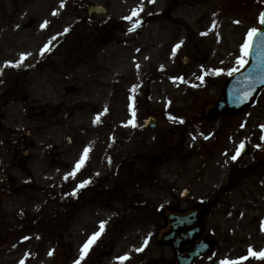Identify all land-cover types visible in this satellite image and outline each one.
Returning <instances> with one entry per match:
<instances>
[{
	"label": "rangeland",
	"instance_id": "obj_1",
	"mask_svg": "<svg viewBox=\"0 0 264 264\" xmlns=\"http://www.w3.org/2000/svg\"><path fill=\"white\" fill-rule=\"evenodd\" d=\"M83 1L0 0V87L7 82L6 89L18 73L25 91L0 121V164L9 165L19 183L16 197L0 203V264H121L125 256L123 264L154 263L163 252L154 240L160 211L185 207L179 199L183 190L208 207V228L234 256L229 259L249 249L264 251V166L256 161L264 158V92L237 118L200 123L203 106L245 61L248 32L260 28L264 0H178L175 14L170 3L164 9L165 0H109L111 22L141 10L153 15L148 20L156 23V34L152 45L146 37L132 43L143 42L137 59V50L124 49L120 34L122 45L103 48L99 68L78 61L79 54L67 58L62 44L70 28L82 37L91 33ZM169 16L180 33L175 59L161 58L160 45L167 41L161 29ZM21 55L27 58L20 67H4L19 63ZM183 56L189 58L186 67ZM147 115L157 121L153 132L141 128ZM28 133L30 160L22 164L21 157L15 169L10 143ZM241 144L248 156L233 161ZM234 167L251 170L235 180ZM75 169L80 174L73 178ZM77 181L85 186L74 200L66 191ZM97 232L82 257L81 249ZM245 264L264 259L251 257Z\"/></svg>",
	"mask_w": 264,
	"mask_h": 264
},
{
	"label": "flooded vegetation",
	"instance_id": "obj_2",
	"mask_svg": "<svg viewBox=\"0 0 264 264\" xmlns=\"http://www.w3.org/2000/svg\"><path fill=\"white\" fill-rule=\"evenodd\" d=\"M166 2L168 3L169 0H166ZM88 3L89 0H84L83 2H81V5L83 7L85 4ZM172 5L173 6L171 12L172 14H175L179 10V7L177 6L178 0H172ZM164 8H166V6ZM147 19L148 18H146V20ZM167 23L170 25L173 24L174 21H171V19L169 18ZM154 24L156 23L151 21H138L134 23L132 21H129L125 23L123 27L122 26L114 27V25H112L110 22L106 25H104L103 23L99 24V22H95L92 27L96 36L102 39L103 45L107 44L108 47L120 46L116 40V35L120 34L122 32L121 30H123V33L126 35V44H124V48L125 50H128L127 51L128 53L137 50V52L133 54V57L137 59L138 54L142 52V48L140 47V44H143V42L141 43L137 42L135 44H139V45H135V46H132V43L134 41H138V39H142V37H146L148 38L146 43H150L152 45L151 36L154 37V35L156 34L153 32L156 26ZM134 25H135V30L130 32L129 29L132 28ZM176 28L177 26L161 29L162 33L163 32L166 33V37L168 39L167 42L169 43V45L170 43L174 44L179 38L180 33L178 30H176ZM156 38H159V35ZM97 49H99V46H97ZM149 49L151 48L148 47L146 51H149ZM162 50L163 51L161 58H163L164 56L167 57L168 56L167 49L162 47ZM175 71L177 73H180L179 69H175ZM251 110H246L241 114H245ZM235 117L237 118L239 116H235ZM260 127H262V125H260ZM18 152H19V147L16 151L17 157H19ZM254 154L255 153H253V155L251 156L252 159L249 164H254V160H255V158L253 157ZM256 161H257V165L262 164L264 166V158L261 157L258 160L256 158ZM7 168L8 167L0 166V203H3L10 197L16 196L18 192V179L14 176L9 175L8 172L6 171ZM187 204L188 205L186 206V208H182V209L187 210V209L198 208V220L200 223L201 230L198 231L196 234H194L190 241L180 244L178 253L185 254L187 252H190L194 248L196 243L203 242L206 246L210 247V250L200 258L193 260L192 264H218V263L222 264V262L225 261L231 262L232 260L229 258L234 256H230L231 255L230 252H225L224 250L221 249L220 246L221 244L219 243L216 237L217 236L216 231L208 228L207 222L205 220L206 213L208 212V207H206V205H204V203L201 201L195 203L193 199L187 202ZM180 232H181L180 230L177 231V236L180 235ZM162 247H163V252L161 254L162 256L158 258V262H164L165 264H172L175 260V252L173 247L170 246L169 244ZM240 249L245 250L249 248L244 249V247H240ZM235 256L240 257L241 255H235Z\"/></svg>",
	"mask_w": 264,
	"mask_h": 264
},
{
	"label": "water",
	"instance_id": "obj_3",
	"mask_svg": "<svg viewBox=\"0 0 264 264\" xmlns=\"http://www.w3.org/2000/svg\"><path fill=\"white\" fill-rule=\"evenodd\" d=\"M103 13L104 11L99 8H91L89 10L91 17L99 18ZM262 27V31L256 35L252 42L247 63L239 73L228 80L222 95L215 98L213 103L204 109L203 123L217 118L219 114L231 115L244 108L251 107L258 93L264 88V25ZM144 127L154 129L155 121L152 118H148ZM165 214L169 224L166 229L160 231L157 240L173 242L176 247L178 246V240L174 241L173 239V229L182 227V240L188 239L193 230L194 218L188 213L179 217L168 214V212H165ZM200 254L202 252L198 251L186 254L181 258H177L176 264H189L193 258Z\"/></svg>",
	"mask_w": 264,
	"mask_h": 264
},
{
	"label": "snow or ice",
	"instance_id": "obj_4",
	"mask_svg": "<svg viewBox=\"0 0 264 264\" xmlns=\"http://www.w3.org/2000/svg\"><path fill=\"white\" fill-rule=\"evenodd\" d=\"M153 2H154V0H153ZM63 6H64L63 3H61L60 7L62 8ZM137 14H138V13H137V10H133V12H132V16H136ZM52 15L55 16V15H57V13H56V12H53ZM259 22H260V24L264 25V13H262L261 16L259 17ZM47 23H48V22L45 21L44 24L41 25V27H42V28H43V27H46ZM214 28H215V23H213V29H214ZM134 30H135V25H134L132 28L129 29L130 32H131V31H134ZM257 34H258V33H257V29H256V28H253V29H251V30L248 32V40H247V42H246L245 45H244V52H245V54H247V51H248V49H249L250 46H251V40H252V38H253L254 36H256ZM179 47H180V45H177V48H179ZM44 51H47V47L45 48ZM174 51H175V49H174ZM41 55H43V52H41ZM26 58H27L26 55H21V58H20V62H19V63H16V64H5L4 67H6V68H18V67H20V64H22V63L24 62V60H25ZM239 63H240L241 65H243L244 61L241 60V61H239ZM229 75H231V73H229ZM169 119H174V118H173V117H169ZM179 122H180L181 124L184 123L183 120H181V121H179ZM132 126L135 127L134 124H133ZM193 139H195V137H194ZM242 148H243V145L241 144V145L239 146V148H238L236 154L233 155V156H231V159H232L233 161H235V160L238 158V156H239V154H240V150H242ZM84 157H85V158L87 157V150H86L85 153H84ZM83 163H84V159L82 158L81 161L77 164L76 167H77V168L81 167ZM84 186H85L84 184H81V185H80V187H84ZM73 195H75V193H73ZM99 227H100V230H101V232H102L103 229H104V224L102 223ZM99 235H100V232L95 233V234H94V235L88 240V242L85 243V245H84L83 248L81 249L82 257H83L84 254H86V252H87V250L89 249V247L94 243V241L98 238ZM145 243H147V241H145ZM139 250L142 251L143 249H139ZM50 254H51V253H50ZM249 256H250V257L257 258V259H264V251L257 253V252H254L252 249H249ZM127 259H128V257H126V256H125V257H122V258H121V264H123V261H124V260H127ZM243 259H248V257H245V258H243ZM77 264H79V262H77ZM222 264H241V261H231V262L225 261V262H222Z\"/></svg>",
	"mask_w": 264,
	"mask_h": 264
}]
</instances>
